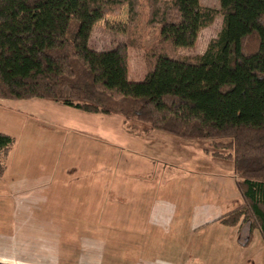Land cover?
<instances>
[{
  "label": "trees",
  "instance_id": "trees-1",
  "mask_svg": "<svg viewBox=\"0 0 264 264\" xmlns=\"http://www.w3.org/2000/svg\"><path fill=\"white\" fill-rule=\"evenodd\" d=\"M124 6L127 39L93 49L95 25ZM219 15L205 52L181 54ZM141 17L159 31L146 50ZM131 49L144 50L139 95L125 92ZM31 98L121 117L139 136L213 140L227 153L211 155L234 163L244 200L217 220L243 219L264 241V0H220L219 8L200 0H0V99ZM15 143L0 132V174Z\"/></svg>",
  "mask_w": 264,
  "mask_h": 264
},
{
  "label": "crops",
  "instance_id": "crops-1",
  "mask_svg": "<svg viewBox=\"0 0 264 264\" xmlns=\"http://www.w3.org/2000/svg\"><path fill=\"white\" fill-rule=\"evenodd\" d=\"M47 101L0 99V105L15 104L20 111L56 124L59 117L43 107L48 105ZM72 110V117L77 115V118L69 125L79 134L70 137L68 143L64 131L46 132L39 128L25 131L17 120H8L0 110V132L16 138L6 169L0 174V262L264 264L260 229L252 231L250 223L243 219L236 226L217 220L244 201L237 187L239 178L233 162L211 155L208 153L211 148L198 149L194 143L201 141L183 140L160 130L135 135L125 130L122 121V132L138 139L131 143L140 156H134L136 164H141L139 172H65L64 148L73 155H79L81 150V156H87L86 151L100 146L99 140L105 141L108 136L104 130L95 133L96 129L79 127L77 120L98 117L104 126L109 120L119 118ZM165 142L170 147L166 144L162 149L160 144ZM107 152L111 154L110 150ZM202 154L212 156L208 160L213 164L212 170L186 168L187 158L197 160ZM30 158H34L33 165ZM84 158L89 163L88 157ZM173 164L176 169L188 172L164 173L167 169L175 170ZM142 173L145 176H139ZM28 206L37 211L36 220L21 216L28 212ZM73 210L79 212L73 218L78 217L87 226L81 233L78 224L67 220L68 212L72 214Z\"/></svg>",
  "mask_w": 264,
  "mask_h": 264
},
{
  "label": "rangeland",
  "instance_id": "rangeland-1",
  "mask_svg": "<svg viewBox=\"0 0 264 264\" xmlns=\"http://www.w3.org/2000/svg\"><path fill=\"white\" fill-rule=\"evenodd\" d=\"M201 3L205 6L215 7L219 8L220 6V0H200ZM143 7H145V0H142ZM128 23V7L124 6L121 9V12L118 14H111L107 15L105 19L98 22L95 25V28L93 30L90 45L93 49L98 51H106L110 50L116 47V45L119 42L125 41L127 39L126 36V26ZM222 27V16H218L214 23L209 25L208 27H205L200 32L198 42L195 47L193 48H183L181 49V54L187 55V54H201L204 53L208 44L212 39H215ZM139 28L142 32L143 37V48L144 50L148 49L158 38H159V31L157 29H149L145 25V18L141 17L139 22ZM144 50L143 49H131L130 51V77L129 82L125 86V92L129 95H139L140 94V82L144 78L146 73V65H145V59H144ZM16 102V101H15ZM48 105H44L43 107H46V109H50L53 111V114L56 115V118L59 117L60 120H63L64 122H59L60 120L57 118L55 123L56 124H50L48 122H45L43 120H40L37 117H34L30 112L27 111H20L16 107V105H9L6 107V105H0V110L3 113H6V117L8 120H17L18 124L22 125L23 129L25 131L29 129H42L46 132H55V131H64L65 132V141L68 143L72 136L75 134H79V132H76L73 125L71 124V120H75L77 118V115H74L72 117V113L74 111L72 108L68 106H64L61 104L56 105L53 102L47 101ZM51 104V105H49ZM82 113V112H81ZM82 114H85L83 112ZM118 117V116H117ZM82 118V116H81ZM89 118V117H88ZM93 118V117H91ZM100 118H95L94 120L89 119L88 121L85 120H77L79 127H90L91 129H96L97 132L100 133L101 130H104L105 133H108V136L105 139V141L99 140L101 143L100 146H97V148H94L92 151H86V153L89 152V155L87 156H81V150L78 151V154H71V150L64 148V156L62 167H64V171H78L81 173H103V172H116L119 173L120 170L124 171L127 174H133L136 172H139V166L141 164H136V157L139 158L137 154V147H133L132 144L138 139H135L131 137L130 135L124 134L121 130V124L123 119L119 117L117 120H109L108 123H106L104 126V121L100 122ZM101 125L103 127H101ZM76 126V124H75ZM106 126V127H105ZM78 126H76L77 128ZM109 129V131H108ZM111 130V131H110ZM117 130L118 132H115ZM153 131V130H152ZM110 134V135H109ZM119 134V135H118ZM98 135V134H97ZM98 136H103L102 134H99ZM175 136V135H174ZM71 137V138H70ZM177 137V136H176ZM180 138V137H179ZM184 140V138H181ZM127 140V143L126 141ZM190 140V139H185ZM198 141V140H197ZM207 141V143L205 142ZM210 141V142H209ZM133 142V143H131ZM185 142V141H184ZM189 142V141H187ZM121 143V144H120ZM124 144V145H122ZM167 144V145H166ZM127 147H126V146ZM170 147L169 144L165 142V144L161 143L160 146L162 149L164 147ZM194 145L199 149H204V147L211 148V151H219L227 153L226 149H220L217 146H215V143L213 144V140H203L200 143H194ZM129 146V147H128ZM99 147V148H98ZM100 147L102 148V151L100 150ZM126 147V148H121ZM127 148H133V149H127ZM108 150L111 151V154L108 155ZM208 150V149H207ZM211 151L208 150V153L211 154ZM137 155V156H136ZM136 156V157H134ZM79 157V158H78ZM84 157H88V160ZM180 160H182V156H179ZM71 158H74V163H72ZM185 158V157H184ZM212 156L210 155H201L200 159L195 160L196 158L190 157L187 158L188 161L184 164L187 169L193 168H199V171H209L212 170V163L208 161L211 160ZM31 165H33V159L30 158ZM84 159V160H83ZM77 162L78 164H76ZM138 162V161H137ZM179 162V161H178ZM232 162V161H231ZM191 164V165H190ZM162 165V164H161ZM174 167V164H173ZM167 169L164 173L168 174H184L188 171L181 170V169ZM103 175V174H101ZM113 175V174H112ZM145 176V174H140L139 176ZM138 176V175H137ZM138 176V177H139ZM142 178V177H140ZM115 181L113 180L112 184ZM131 184V182H128ZM134 183V182H133ZM66 198V196H65ZM28 212L21 214V216L25 217L27 216L29 220H36V212L34 209L32 210L30 206H28ZM78 210H73L72 214L68 212L69 218L67 220L70 224H78V232L81 233L84 226L83 223L79 220L78 217L73 218L74 215H77ZM32 222L29 223V226H32ZM27 228V227H25ZM92 235H90L91 237ZM96 241L98 236H95ZM82 238V237H81Z\"/></svg>",
  "mask_w": 264,
  "mask_h": 264
}]
</instances>
